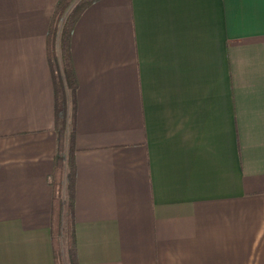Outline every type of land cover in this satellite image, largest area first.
Wrapping results in <instances>:
<instances>
[{
  "label": "crops",
  "instance_id": "crops-1",
  "mask_svg": "<svg viewBox=\"0 0 264 264\" xmlns=\"http://www.w3.org/2000/svg\"><path fill=\"white\" fill-rule=\"evenodd\" d=\"M57 2L0 0V264H58ZM71 55L78 263L264 264V0H96Z\"/></svg>",
  "mask_w": 264,
  "mask_h": 264
},
{
  "label": "trees",
  "instance_id": "trees-1",
  "mask_svg": "<svg viewBox=\"0 0 264 264\" xmlns=\"http://www.w3.org/2000/svg\"><path fill=\"white\" fill-rule=\"evenodd\" d=\"M75 0H58L51 21L50 32L48 36V56L52 68L56 71L57 100H56V124L58 131V152L56 154L55 170L53 174V183L55 187H60L63 182V175L66 171L67 188L69 190V199L66 212V233L67 254L70 264H79L77 259V249L75 241V232L73 227V192L75 176V92L77 89V79L74 71L71 55V37L74 24L81 12L96 0H80L78 4L65 16L69 6ZM60 33V52L63 64L65 86L61 84V76L58 72L57 61V38ZM57 68V69H56ZM56 78V79H57ZM70 92L67 96L66 90ZM67 138V148L65 146ZM58 190V188H57ZM62 200L59 193L54 197V218L52 220V241L58 264L61 252V233L63 229L62 222Z\"/></svg>",
  "mask_w": 264,
  "mask_h": 264
},
{
  "label": "rangeland",
  "instance_id": "rangeland-1",
  "mask_svg": "<svg viewBox=\"0 0 264 264\" xmlns=\"http://www.w3.org/2000/svg\"><path fill=\"white\" fill-rule=\"evenodd\" d=\"M80 0H75L68 8L65 16H67V14L78 4ZM62 189V188H61ZM60 193H61V190H60ZM65 201H66V208H67V200H68V197L65 196ZM67 240H68V236H67V233H66V227H64L62 233H61V252H60V255H59V262L60 264H70L69 263V256L67 254ZM66 245V247H65Z\"/></svg>",
  "mask_w": 264,
  "mask_h": 264
}]
</instances>
